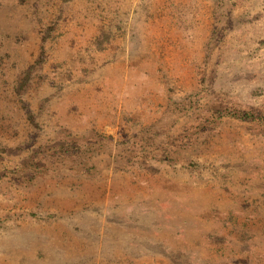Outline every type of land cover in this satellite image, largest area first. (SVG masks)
Masks as SVG:
<instances>
[{
	"label": "rangeland",
	"instance_id": "374dc122",
	"mask_svg": "<svg viewBox=\"0 0 264 264\" xmlns=\"http://www.w3.org/2000/svg\"><path fill=\"white\" fill-rule=\"evenodd\" d=\"M264 0H0V264H264Z\"/></svg>",
	"mask_w": 264,
	"mask_h": 264
},
{
	"label": "trees",
	"instance_id": "16d2710c",
	"mask_svg": "<svg viewBox=\"0 0 264 264\" xmlns=\"http://www.w3.org/2000/svg\"><path fill=\"white\" fill-rule=\"evenodd\" d=\"M239 118L242 120H249L252 118L261 119V120L264 119L262 116H256V115L251 114V113H247V114H244L243 116H239Z\"/></svg>",
	"mask_w": 264,
	"mask_h": 264
}]
</instances>
